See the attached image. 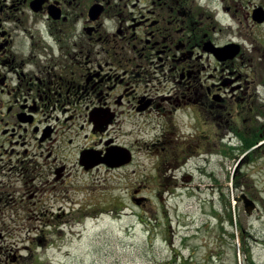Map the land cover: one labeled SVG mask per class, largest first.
<instances>
[{
  "label": "flooded vegetation",
  "instance_id": "1",
  "mask_svg": "<svg viewBox=\"0 0 264 264\" xmlns=\"http://www.w3.org/2000/svg\"><path fill=\"white\" fill-rule=\"evenodd\" d=\"M259 9L264 0H0V264L9 222L121 215L115 203L55 212L54 200L72 201L73 173L95 180L161 151L158 171L176 186L168 172L231 156L232 139L263 160L264 83L248 81L233 31L264 26ZM231 44L237 53L216 50ZM142 192L133 205L148 204Z\"/></svg>",
  "mask_w": 264,
  "mask_h": 264
},
{
  "label": "rangeland",
  "instance_id": "2",
  "mask_svg": "<svg viewBox=\"0 0 264 264\" xmlns=\"http://www.w3.org/2000/svg\"><path fill=\"white\" fill-rule=\"evenodd\" d=\"M233 31L241 35L235 40L244 47L242 68L248 81L257 72L264 83V26L244 23ZM228 40L223 38L224 43ZM257 89L264 96V87ZM161 154L143 150L133 165L102 169L95 180V173H73L66 194L72 201L54 200L55 212L93 203L110 209L115 203L120 211L125 208L121 215L106 212L94 218L52 221L25 216L9 222L18 227L7 236L5 263L264 264V212L260 208L249 215L241 200L242 194L253 200L264 198V159L216 152L203 165L191 157L183 169L168 172L176 175L178 184L166 186L169 182L157 167ZM138 187L149 199L145 206L129 200V193Z\"/></svg>",
  "mask_w": 264,
  "mask_h": 264
},
{
  "label": "water",
  "instance_id": "3",
  "mask_svg": "<svg viewBox=\"0 0 264 264\" xmlns=\"http://www.w3.org/2000/svg\"><path fill=\"white\" fill-rule=\"evenodd\" d=\"M255 20L258 21L259 23H263L264 22V11L263 10L259 9V10L255 11ZM236 47H237V45L231 44V45H228V46L223 47V48H217L216 50H217L218 53H224V52L232 51L233 54H234V53H237V52L234 51V49ZM116 157L123 158L124 163L129 161V159L127 158V156L125 155L124 152L123 153H121V152L115 153L114 152V153H110L109 154V160H111L112 158H116ZM105 160L106 159H104L103 161H105ZM242 199H243V201L245 203L246 211L248 213H252L253 210L255 209V203L251 199H249L246 195H243Z\"/></svg>",
  "mask_w": 264,
  "mask_h": 264
},
{
  "label": "trees",
  "instance_id": "4",
  "mask_svg": "<svg viewBox=\"0 0 264 264\" xmlns=\"http://www.w3.org/2000/svg\"><path fill=\"white\" fill-rule=\"evenodd\" d=\"M256 142H250L249 144H247V148H250V147H252L254 144H255ZM234 150H235V147H231V152L232 153H234V154H236L235 152H234ZM231 153V154H232ZM239 154H243V151L241 152H238Z\"/></svg>",
  "mask_w": 264,
  "mask_h": 264
}]
</instances>
